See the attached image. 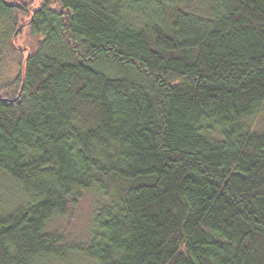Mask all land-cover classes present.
<instances>
[{
    "label": "trees",
    "instance_id": "obj_1",
    "mask_svg": "<svg viewBox=\"0 0 264 264\" xmlns=\"http://www.w3.org/2000/svg\"><path fill=\"white\" fill-rule=\"evenodd\" d=\"M1 179L0 264H264V0H0Z\"/></svg>",
    "mask_w": 264,
    "mask_h": 264
},
{
    "label": "rangeland",
    "instance_id": "obj_2",
    "mask_svg": "<svg viewBox=\"0 0 264 264\" xmlns=\"http://www.w3.org/2000/svg\"><path fill=\"white\" fill-rule=\"evenodd\" d=\"M39 2L40 0H36ZM29 44V40L26 35L17 39V45L21 48H25ZM0 188L4 189V192L0 193V207L6 203V196L13 197L7 187H13L7 179H1ZM94 209V200L89 194H85L83 199L75 206H71L68 215L62 218H55L48 226L49 232L61 233L67 242L78 241L84 245L88 243L89 229L92 220V213ZM45 264H94L87 256L81 254H71L67 258L61 261L47 262Z\"/></svg>",
    "mask_w": 264,
    "mask_h": 264
}]
</instances>
